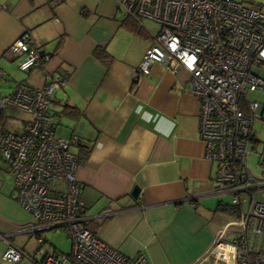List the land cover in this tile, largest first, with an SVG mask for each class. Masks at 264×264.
<instances>
[{"label": "crops", "instance_id": "obj_1", "mask_svg": "<svg viewBox=\"0 0 264 264\" xmlns=\"http://www.w3.org/2000/svg\"><path fill=\"white\" fill-rule=\"evenodd\" d=\"M25 29L51 56L44 65L22 70L25 76L15 83L39 87L46 70L62 76L66 82L54 108L69 102L80 110L55 120H67L62 137L79 136L72 145L87 227L128 256L144 252L150 264H213L207 256L234 214L218 208L216 164L205 156L201 104L189 71L176 73L159 62L135 77L154 39L149 29L140 33L125 23L117 0H0V74L15 75L14 66L19 68L10 49ZM100 45L111 54L109 61L96 54ZM14 89L0 93V111L1 98ZM3 112L0 134L25 118L8 126L10 117L23 113L11 107ZM259 123L256 144L261 145L264 113ZM15 182L0 159L1 232L33 222L16 199ZM27 234L16 235L13 243L34 252L35 237ZM0 242L2 259L8 245Z\"/></svg>", "mask_w": 264, "mask_h": 264}, {"label": "built area", "instance_id": "obj_2", "mask_svg": "<svg viewBox=\"0 0 264 264\" xmlns=\"http://www.w3.org/2000/svg\"><path fill=\"white\" fill-rule=\"evenodd\" d=\"M117 1L125 17L137 19L154 39L135 68V77L159 62L176 73L189 71L192 91L201 104L205 156L216 164V192L232 195V204L239 206L240 214L218 231L207 257L213 264H264V151L252 147L257 140L255 123L263 120L262 102L248 95L264 90L259 73L264 71V9L242 0ZM145 20L154 21L157 30ZM10 52L23 71L44 65L51 56L29 29L13 42ZM45 74L39 87L20 81L1 98L2 109L30 113L21 131L0 135V151L5 169L15 177L20 206L34 217L17 230L0 231V241L8 245L2 259L10 264L33 259L13 238L62 227L71 238L70 252L41 248L36 256L42 259L36 264H150L144 252L128 256L87 227V215L81 212L79 157L72 146L79 136L62 137L48 113L66 79L47 70ZM252 155L257 156V172Z\"/></svg>", "mask_w": 264, "mask_h": 264}, {"label": "rangeland", "instance_id": "obj_3", "mask_svg": "<svg viewBox=\"0 0 264 264\" xmlns=\"http://www.w3.org/2000/svg\"><path fill=\"white\" fill-rule=\"evenodd\" d=\"M242 1L245 5H250V6H253V4L258 5L256 2H254V1L252 2L251 0H242ZM144 22H146L148 27L153 29V31L157 30V24L154 21L145 20ZM14 68H15V71H14L15 75H13V73H11L7 76H3V78L0 75V93L1 94H4V95L8 94L11 87L15 88V85H16L15 82L19 79H22V77L25 76L26 73L23 72L21 69L17 68V65H15ZM259 73L262 77H264V71L262 69L259 70ZM14 77H16V78H14ZM248 95H249V98L255 99L257 101L259 100V101L263 102V104H264V91H262L260 89L252 90V91H249ZM263 107H264V105H263ZM263 107H260L261 111H263L262 110ZM22 113L23 114H20V115L17 114V116L15 118L10 117L9 121L7 122L8 126L13 125V123H15L19 117L20 118H22V117L23 118L24 117L29 118L30 117L29 112L28 113L22 112ZM53 118L57 119L56 115H53ZM55 119L53 122L56 125L57 133L60 134L61 136L66 135L68 130H67V124H64V123H66L67 120L65 119L63 121H60V120L56 121ZM17 123H18V127L15 129L16 132L21 131L22 125H23V124H21V121H19V120L17 121ZM255 126H256V131H259V129L262 128V124L259 123V120L255 123ZM260 134H263V132ZM252 147L254 148V150H256L258 152L264 151V143L261 145L260 144L258 145L255 143L252 145ZM73 150H74V146H73ZM256 159H257L256 155H252L250 157V162L253 165L254 170L257 172ZM231 198H232V195L226 194L225 196H222L220 199L224 200L225 202L226 201L232 202ZM244 198L248 202L247 197L245 196ZM247 207H248V204H245L244 205L245 211L247 210ZM45 234L47 235V237L49 239V241L46 242L47 248L53 250L54 247L57 246V248L65 251V252H70V250L72 249L71 238L68 236L67 231H65L62 227L46 229ZM27 236L29 237V234H27ZM32 242H34L33 238H32ZM2 243H4V242H0V244H2ZM25 261L29 262V264H33L30 259L29 260L26 259ZM0 264H10V263L4 261L3 259H0ZM219 264H226V263L224 261H220Z\"/></svg>", "mask_w": 264, "mask_h": 264}, {"label": "trees", "instance_id": "obj_4", "mask_svg": "<svg viewBox=\"0 0 264 264\" xmlns=\"http://www.w3.org/2000/svg\"><path fill=\"white\" fill-rule=\"evenodd\" d=\"M262 9H264V5L263 4H258ZM125 23L128 24L129 27H131L132 30H136L137 32H140V33H143L144 30H146V28H144L143 25H141L140 22H138L137 19L135 18H132V17H125ZM98 50L96 52V54L102 58H104V60H107L109 61L111 59V54L108 52V49L107 47L103 46V45H100L97 47ZM1 76H5L4 74H0ZM20 81H23V80H20ZM18 81V82H20ZM16 86V85H15ZM56 100V99H55ZM54 102H52V104H50V107H49V111L48 113L50 114V116L52 117V122L54 121L55 118H53V115H65V114H68V115H72V116H76L77 113H79V109L77 108V106H74L73 104L69 103V102H66L64 103V106L62 109L58 110L56 108H54L53 106ZM9 107L7 108H4L2 109L0 112L1 114L3 115L4 112L6 109H8ZM20 112H23V111H20ZM25 113V112H24ZM75 114V115H74ZM29 118H24L23 121H22V124L24 125L27 120ZM22 125V126H23ZM55 125V123H54ZM56 126V125H55ZM9 129H4L2 130L1 134H3L5 131H7ZM57 131V130H56ZM0 134V135H1ZM1 138V137H0ZM2 158V155H1V151H0V159ZM2 161V160H1ZM17 188V187H16ZM16 194H17V190H16ZM81 194V193H80ZM16 196V195H15ZM82 196V194H81ZM16 199H17V196H16ZM83 199V198H82ZM18 201V199H17ZM19 203V202H18ZM20 204V203H19ZM84 206V205H83ZM218 208H221L222 210H227L229 212H231L232 214H240V211H239V206H235L234 204H232V202H228V201H223L221 200L219 202V206ZM29 212V211H28ZM81 212L86 214V210H85V206L83 207V209H81ZM30 213V212H29ZM31 217H32V214L30 213ZM32 220H34V217H32ZM48 229H51V228H48ZM46 230V229H45ZM45 230L43 231H38V232H33V233H28L29 235H31L32 237H35V241H36V244H37V247L36 249L34 250V252H29V250L26 251L32 256H34L33 259H30L32 261L33 264H36L38 261H40L42 258L41 257H38L36 256V253L38 252L39 249L41 248H44V249H47V250H50L49 248H47L46 246V242L49 241L47 235L45 234ZM42 238V240L40 241L39 239ZM56 249V251L58 252L59 248H57V246L54 247ZM63 251V250H62ZM65 252V251H64ZM26 260V259H25ZM29 260V259H28ZM24 261V260H23ZM23 263V262H22ZM20 264V263H19Z\"/></svg>", "mask_w": 264, "mask_h": 264}, {"label": "water", "instance_id": "obj_5", "mask_svg": "<svg viewBox=\"0 0 264 264\" xmlns=\"http://www.w3.org/2000/svg\"><path fill=\"white\" fill-rule=\"evenodd\" d=\"M141 187L139 185H136L134 188H133V195L137 198L139 197L140 193H141Z\"/></svg>", "mask_w": 264, "mask_h": 264}]
</instances>
